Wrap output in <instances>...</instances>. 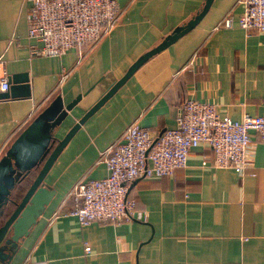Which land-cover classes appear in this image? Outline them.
<instances>
[{
    "label": "crops",
    "instance_id": "crops-1",
    "mask_svg": "<svg viewBox=\"0 0 264 264\" xmlns=\"http://www.w3.org/2000/svg\"><path fill=\"white\" fill-rule=\"evenodd\" d=\"M115 1L118 21L77 61L75 47L58 56L32 54L36 41L26 36L25 21L30 0H0L1 66L7 80L22 73L27 80L26 87L17 83L19 95L0 98L1 154L55 95L64 104L80 93L52 133L61 138L137 56L203 3ZM241 9L239 0H211L190 29L147 57L78 124L42 177L51 196L0 264H264V141L252 130L251 163L241 174L214 166L200 142L171 175L131 180L126 196L134 198L137 218L79 226L58 212L69 207L67 192L76 181L104 176L100 152L132 121L153 134L173 127L185 97L211 102L232 119L263 111L264 31L237 26ZM225 14L233 26L218 24Z\"/></svg>",
    "mask_w": 264,
    "mask_h": 264
},
{
    "label": "built area",
    "instance_id": "built-area-1",
    "mask_svg": "<svg viewBox=\"0 0 264 264\" xmlns=\"http://www.w3.org/2000/svg\"><path fill=\"white\" fill-rule=\"evenodd\" d=\"M239 1L242 9L236 25L245 31H264V0ZM120 13L115 0H30L25 15L26 36L36 41L30 51L58 56L75 47L79 61L113 28ZM218 24L233 26L230 14ZM1 61L0 54V91H4L8 80ZM66 75H59L58 84ZM248 130L264 141V100L260 114L242 112L238 119H232L218 114L211 102L185 97L173 127L153 134L134 121L127 124L119 137L100 152L104 176L76 181L67 192L69 207L58 212L74 216L79 226L93 220L118 224L137 218L135 200L126 196L131 180L171 175L175 168L185 165L188 149L200 142L210 148L214 166L229 167L241 174L252 159ZM88 248L83 242V250Z\"/></svg>",
    "mask_w": 264,
    "mask_h": 264
},
{
    "label": "water",
    "instance_id": "water-1",
    "mask_svg": "<svg viewBox=\"0 0 264 264\" xmlns=\"http://www.w3.org/2000/svg\"><path fill=\"white\" fill-rule=\"evenodd\" d=\"M210 1L203 0L201 8L193 16L183 24L173 27L158 43L137 56L71 124L61 138H55L52 133L80 98V93L64 104L59 94L55 95L11 140L4 152L0 154V257L3 256V251L7 247L11 246L10 248L14 249L17 240L27 232L51 196L48 187L42 184V177L59 147L78 124L96 109L139 64L190 29L206 11ZM8 81L10 82L8 89L0 91V98L19 95L17 94L18 82H24L23 86H27L26 76L23 73L10 74ZM54 141L56 143L49 150Z\"/></svg>",
    "mask_w": 264,
    "mask_h": 264
}]
</instances>
